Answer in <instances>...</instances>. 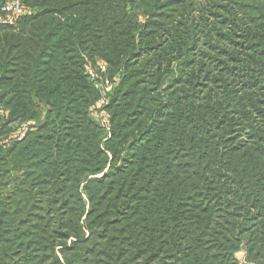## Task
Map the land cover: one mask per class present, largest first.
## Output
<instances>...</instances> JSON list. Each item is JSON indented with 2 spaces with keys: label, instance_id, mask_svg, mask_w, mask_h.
<instances>
[{
  "label": "trees",
  "instance_id": "trees-1",
  "mask_svg": "<svg viewBox=\"0 0 264 264\" xmlns=\"http://www.w3.org/2000/svg\"><path fill=\"white\" fill-rule=\"evenodd\" d=\"M24 4L0 25V264H264V0Z\"/></svg>",
  "mask_w": 264,
  "mask_h": 264
},
{
  "label": "rangeland",
  "instance_id": "rangeland-1",
  "mask_svg": "<svg viewBox=\"0 0 264 264\" xmlns=\"http://www.w3.org/2000/svg\"><path fill=\"white\" fill-rule=\"evenodd\" d=\"M26 13H29V11L27 10ZM87 67H92L93 70L98 73L101 76H104L106 78L109 79V85H101L99 83H97L96 81H93L94 84L96 85L97 89L99 90V99L96 102L95 106L93 107V109H95V115L97 117V120L102 123L103 125H108L109 122V110L107 108V105L109 103V95L113 88V85L116 84L119 79L120 76H113V78L110 76V73L108 71V65L104 60L98 59L95 63L89 61ZM87 69V68H86ZM87 72V70H86ZM4 109L2 106H0V125L2 123L5 122L7 116L9 115V111L8 110H2ZM34 122H28V123H22L21 125H19L17 127V129L14 131V134L12 135L13 138H19V135H22L24 133L29 131L30 129H32V124ZM237 257L239 259V261L241 262V264H247L246 262V254L244 252V250L240 251L239 253H237Z\"/></svg>",
  "mask_w": 264,
  "mask_h": 264
},
{
  "label": "built area",
  "instance_id": "built-area-1",
  "mask_svg": "<svg viewBox=\"0 0 264 264\" xmlns=\"http://www.w3.org/2000/svg\"><path fill=\"white\" fill-rule=\"evenodd\" d=\"M26 14L24 0H0V25L16 27L19 19ZM91 80L101 85H109V79L96 73L92 67H87ZM24 133L19 135V139Z\"/></svg>",
  "mask_w": 264,
  "mask_h": 264
}]
</instances>
